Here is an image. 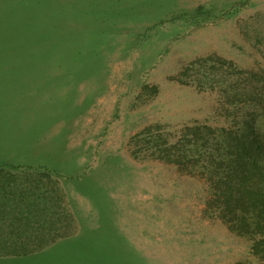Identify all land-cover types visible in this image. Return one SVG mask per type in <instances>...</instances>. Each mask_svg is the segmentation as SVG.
Segmentation results:
<instances>
[{
    "label": "rangeland",
    "instance_id": "obj_1",
    "mask_svg": "<svg viewBox=\"0 0 264 264\" xmlns=\"http://www.w3.org/2000/svg\"><path fill=\"white\" fill-rule=\"evenodd\" d=\"M0 28L6 82L51 89L0 148V264H264L219 182L264 138V0H0Z\"/></svg>",
    "mask_w": 264,
    "mask_h": 264
},
{
    "label": "trees",
    "instance_id": "obj_2",
    "mask_svg": "<svg viewBox=\"0 0 264 264\" xmlns=\"http://www.w3.org/2000/svg\"><path fill=\"white\" fill-rule=\"evenodd\" d=\"M0 31L5 33L1 28ZM237 143L229 155L228 171L219 181L227 186L224 204L240 210L236 211L242 216L241 228L257 234L254 248L264 258V138L248 127Z\"/></svg>",
    "mask_w": 264,
    "mask_h": 264
},
{
    "label": "crops",
    "instance_id": "obj_3",
    "mask_svg": "<svg viewBox=\"0 0 264 264\" xmlns=\"http://www.w3.org/2000/svg\"><path fill=\"white\" fill-rule=\"evenodd\" d=\"M28 68L30 66L24 64L0 63V140L6 141V143H0V148H4V145L6 148H11L10 142L24 139L25 134H27L25 126L27 124L30 125L31 121L26 118L31 119L32 116L28 117L27 115H30L32 110L29 109L28 113L23 111L18 107L19 103H30L31 99H34L35 103H42L44 99L47 100V95L51 94V89L45 85L14 81V83L6 82L10 79H22V74H24V77L25 75L29 77L30 72H26ZM35 124H39V122ZM43 148L45 149L46 146H36L32 150L36 155L41 154L40 150ZM37 163L42 162L38 160ZM13 164L15 163H5L0 160V165L15 167Z\"/></svg>",
    "mask_w": 264,
    "mask_h": 264
}]
</instances>
